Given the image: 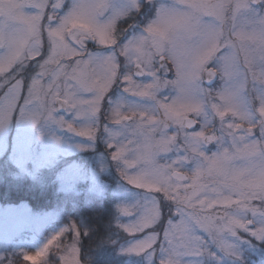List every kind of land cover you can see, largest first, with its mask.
Masks as SVG:
<instances>
[{"label":"snow or ice","instance_id":"snow-or-ice-1","mask_svg":"<svg viewBox=\"0 0 264 264\" xmlns=\"http://www.w3.org/2000/svg\"><path fill=\"white\" fill-rule=\"evenodd\" d=\"M65 2L0 0V127L17 110L64 127L57 105L96 119L107 99L111 159L141 193L117 207V228L136 237L121 254L242 264L241 234L264 243V0ZM141 13L142 26L121 27ZM67 130L93 139L99 129ZM80 235L72 224L0 264H38L54 243L58 264H81Z\"/></svg>","mask_w":264,"mask_h":264},{"label":"rangeland","instance_id":"rangeland-1","mask_svg":"<svg viewBox=\"0 0 264 264\" xmlns=\"http://www.w3.org/2000/svg\"><path fill=\"white\" fill-rule=\"evenodd\" d=\"M70 3L71 0H66L64 11ZM88 50L94 52L97 46L90 41ZM169 78H172L171 73ZM216 82L219 84L218 79ZM115 93L113 96L108 94V99L115 100L119 92L116 93V98ZM2 94L0 91V95ZM20 103L23 104V100ZM107 111L106 99L104 111L96 119L77 117L75 113L65 110L61 113L54 112L53 120L62 119L65 122L64 127H61L49 121L43 111L34 110L36 122L32 123L20 118L17 110L7 125L0 127V182L15 185L24 181L33 187L51 189L56 193L91 194L113 203L107 224L112 229L109 231L110 240L116 243L118 250L113 248L112 253L119 258L133 259L136 264H152L153 261L147 256L142 258L121 254V250L128 247L136 237H129L117 228L118 223L124 222V218L117 212V207L135 203L141 198V193L125 183L120 176V165L111 159L112 150L109 151L107 147L109 138L104 132L105 127L110 130L112 128L105 118ZM68 123L77 129L96 126L100 135H95L93 139L77 136L67 130ZM96 137L100 140V146H97ZM210 147L214 150V146ZM61 218L62 214L59 212H33L24 202L15 205L0 203V256L24 252L35 255L36 250L42 248L47 239L61 229L69 227L66 222H61ZM51 223L55 224L50 226ZM241 236L243 240L251 241L250 244H236L242 264L244 257L264 261V243L251 240L244 234ZM125 237L127 238L124 240ZM56 248L54 243L38 264H47L50 251ZM59 255L60 253L56 254L54 258ZM16 259L23 260V257L19 255ZM25 262L32 264L31 261ZM220 264H223V260ZM229 264L236 262L229 261Z\"/></svg>","mask_w":264,"mask_h":264},{"label":"trees","instance_id":"trees-1","mask_svg":"<svg viewBox=\"0 0 264 264\" xmlns=\"http://www.w3.org/2000/svg\"><path fill=\"white\" fill-rule=\"evenodd\" d=\"M102 151L104 152L103 149ZM21 202L26 203L33 212L41 214L49 211L59 212L62 214L61 222H66L69 227L72 224L77 226L81 233L78 245L81 264H136L135 260L119 258L111 251L113 248L118 250L116 243L110 240L109 231L112 229L107 224L113 203L91 194L56 193L51 189L33 187L24 181L15 185L0 182V203L15 205ZM53 224L55 223H51L50 226ZM70 242V232L59 241L61 245ZM58 253L60 251L57 248L51 250L47 264H58L57 258H54ZM16 260L17 264H28L21 259ZM243 264H264V261L244 257Z\"/></svg>","mask_w":264,"mask_h":264},{"label":"flooded vegetation","instance_id":"flooded-vegetation-1","mask_svg":"<svg viewBox=\"0 0 264 264\" xmlns=\"http://www.w3.org/2000/svg\"><path fill=\"white\" fill-rule=\"evenodd\" d=\"M147 17H145L144 16V14L143 13H141V14H139V15H137V16H135V18H134V20L132 19H127V20H124V22H123V24H122V26L121 27H123V28H127L128 27V25L129 24H131V23H133V22H135L136 24H138V25H143V22L145 21V19H146ZM122 40H123V37H122ZM218 84H217V82L216 83H214L213 84V87H216ZM114 92H116V93H118L119 92V89L118 88H113V90L111 91V93H109V95H114L113 93ZM115 93V96H114V98H116V94ZM109 107V106H108ZM101 123V121L99 122V124ZM96 135H100L98 132L96 133ZM96 143H97V146H100V140L96 137Z\"/></svg>","mask_w":264,"mask_h":264},{"label":"water","instance_id":"water-1","mask_svg":"<svg viewBox=\"0 0 264 264\" xmlns=\"http://www.w3.org/2000/svg\"><path fill=\"white\" fill-rule=\"evenodd\" d=\"M56 108H57V111L56 112H58V113L63 112V109H60L59 105H57Z\"/></svg>","mask_w":264,"mask_h":264}]
</instances>
